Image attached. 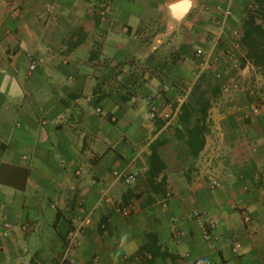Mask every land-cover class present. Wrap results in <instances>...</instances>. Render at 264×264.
I'll use <instances>...</instances> for the list:
<instances>
[{
    "label": "crops",
    "instance_id": "1",
    "mask_svg": "<svg viewBox=\"0 0 264 264\" xmlns=\"http://www.w3.org/2000/svg\"><path fill=\"white\" fill-rule=\"evenodd\" d=\"M14 1L16 18L0 0V264H138L133 257L151 231L179 264H264V75L250 62L239 74L220 63L197 75L190 98L163 90L198 72L197 48L224 59L255 0ZM28 53L44 59L34 71ZM239 53L246 57L244 45ZM254 74L261 110L247 119ZM232 79L239 90L223 92ZM149 97L166 112L211 98L198 157L177 137L178 115L151 117ZM158 138L171 145L162 152L169 198L133 197L135 211L123 217L115 208L126 192L148 191ZM104 191L114 203L98 206Z\"/></svg>",
    "mask_w": 264,
    "mask_h": 264
},
{
    "label": "trees",
    "instance_id": "2",
    "mask_svg": "<svg viewBox=\"0 0 264 264\" xmlns=\"http://www.w3.org/2000/svg\"><path fill=\"white\" fill-rule=\"evenodd\" d=\"M78 35L80 40L84 41V28H79ZM240 41L247 49V55L243 59V65L249 61L260 75H264V0H255L254 3L247 8L245 17L243 18L240 30ZM95 58L94 53L91 60ZM256 74L248 81V99L255 101L258 98L256 93L252 94V85L254 84ZM177 105H175V108ZM210 102L195 107L192 103L184 101L178 111V126L176 127L177 137L184 140L190 147L193 155L198 157L206 145V136L210 132V122L208 121V109ZM197 114H200L197 116ZM195 118L192 125L191 120ZM164 124V122H162ZM170 142L166 138L156 139L150 146L151 153L148 156L149 169L146 174L148 191L144 193H134L128 190L124 195L122 203L128 204L135 197L142 200L143 204H151L156 201L155 195L162 194L168 199V163L163 156V150L170 148ZM173 155L167 154V158L171 159ZM105 226L106 223H105ZM106 228V227H105ZM103 229V228H102ZM147 242L142 245L133 260L138 264H155L158 258H170L175 264H179L181 257L172 253L167 246L160 243L159 236L156 232L147 233Z\"/></svg>",
    "mask_w": 264,
    "mask_h": 264
},
{
    "label": "built area",
    "instance_id": "3",
    "mask_svg": "<svg viewBox=\"0 0 264 264\" xmlns=\"http://www.w3.org/2000/svg\"><path fill=\"white\" fill-rule=\"evenodd\" d=\"M12 3H13V0H7V4L9 6L12 5ZM11 8H12L11 10L13 11L12 14L14 16H19L20 14L19 8L15 6L13 7L11 6ZM229 13L230 12L227 11V14ZM234 35L236 37L234 49L229 50L226 53V57L224 59H222V57L219 55L212 54L211 52L205 50L204 48H197L195 52V60L197 63L199 76H203L204 74H207L212 69H214L215 66L219 65L220 63L224 64L225 69L231 70L234 72L237 71L238 74L243 71L244 67L248 65L249 61H247L245 65L242 64L243 59H245V57H243L239 53V49L242 46V43L240 41V31H235ZM27 56L30 61V65H29L30 71H34L35 69L39 67L40 64L44 62V59L42 57H38L37 55L33 53H28ZM239 88H240V84H239L238 79H232L230 82L224 83L221 85V89L225 93H229L231 91H237L239 90ZM163 90L170 92L171 84L169 83L164 84ZM185 98L186 97H183L182 100H184ZM257 98L258 99L255 100L253 103H249V105L245 109V117L247 119L259 113L261 110L262 97L261 95H259L257 96ZM149 100L151 102L150 115L153 119L160 118L163 120H170L178 115L180 106H177L175 110L166 112V111L161 110V107L156 102L153 101L152 97H149ZM98 110L100 111V109ZM77 173L80 174V170H78ZM114 174L116 177H121V176L124 177L126 181L128 182H132L135 179L134 173L115 171ZM219 185H220V181L218 179L216 178L211 179V182H210L211 188L213 189L217 188ZM110 203H114V199L111 195H109L107 191H104V193L102 194V197L98 201V206H104L105 204H110ZM115 209L123 217H129L134 213L135 206L133 203L124 204L120 202L116 204ZM195 216H197L201 220V214L199 211L195 212ZM245 220L249 222L251 220L250 215H246ZM102 227L105 228L106 227L105 224H103ZM10 231H11V224L9 222L3 223V235L8 236ZM206 231H207L206 237L210 238V232L208 231V229ZM242 248H243L242 242L239 240H235L234 247H233L234 252L240 253ZM50 264H64V260L63 259L56 260ZM197 264H204V261L200 260L197 262Z\"/></svg>",
    "mask_w": 264,
    "mask_h": 264
},
{
    "label": "rangeland",
    "instance_id": "4",
    "mask_svg": "<svg viewBox=\"0 0 264 264\" xmlns=\"http://www.w3.org/2000/svg\"><path fill=\"white\" fill-rule=\"evenodd\" d=\"M11 6L12 7L15 6V7H18L19 8V4L17 5L14 0H13L12 5H10V6L6 2V7H7V9L9 10V12L11 14L13 12L11 10L12 9ZM13 17L16 18L18 16H14L13 15ZM197 73L198 72L196 70L193 71L192 72V76L190 77L189 80L188 79L187 80L186 79H180V80L179 79L178 80L174 79L173 81L168 82L169 84H171V90H170V92L175 93L178 96V98H183V97H186L187 98L188 96L190 98L191 89H192L191 88V84L194 81V79L197 77V75H199ZM212 87H215V86H212ZM212 98H213V101H216L217 98H218L217 97V93H214ZM208 101H211V98Z\"/></svg>",
    "mask_w": 264,
    "mask_h": 264
},
{
    "label": "water",
    "instance_id": "5",
    "mask_svg": "<svg viewBox=\"0 0 264 264\" xmlns=\"http://www.w3.org/2000/svg\"><path fill=\"white\" fill-rule=\"evenodd\" d=\"M187 7H188V5H187V4H185V6H184L185 10L187 9Z\"/></svg>",
    "mask_w": 264,
    "mask_h": 264
}]
</instances>
